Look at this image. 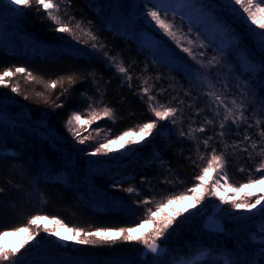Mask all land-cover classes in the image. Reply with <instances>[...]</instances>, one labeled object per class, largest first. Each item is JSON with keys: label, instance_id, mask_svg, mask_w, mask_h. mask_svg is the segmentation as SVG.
I'll return each mask as SVG.
<instances>
[{"label": "trees", "instance_id": "1", "mask_svg": "<svg viewBox=\"0 0 264 264\" xmlns=\"http://www.w3.org/2000/svg\"><path fill=\"white\" fill-rule=\"evenodd\" d=\"M3 1L0 17L10 16L19 31L0 36V72L15 71L16 67L26 72L7 78V87L0 85V112L16 125L0 135V231L26 225L36 214L58 217L67 225L85 229L135 226L145 218L147 208L155 210L156 203L168 195L198 184L195 177L213 149L217 155L225 154L224 170L232 184L238 187L247 184L249 176L259 178L261 172L256 168L264 140L255 131L250 113L253 104L264 101V54L251 46L245 24L226 15L227 10L216 8L222 15V27L230 34L227 48L225 43L212 47L226 55L231 69L248 82L255 95L248 97L244 121L238 125L227 122L230 132L220 128L223 108L217 114L207 92L171 67V62L183 58L182 52L136 23L149 8L155 10L160 0H55L57 14L65 22L73 17L70 24L75 37L54 31L56 26L34 2L13 10ZM164 1L158 5L161 15L171 14L174 1ZM77 22L98 40L92 41L84 31L75 29ZM92 43L102 45L99 52ZM239 52L244 54L246 67L238 61ZM109 57L122 62L127 75L119 73ZM27 72L37 80L27 78ZM68 76L74 77L72 84ZM61 77L65 79L56 88L45 87ZM14 86L18 93L11 91ZM145 87L148 94L143 92ZM148 95L155 100L148 101ZM149 103L177 108L175 124L170 123L172 117L158 121L164 132L136 159L125 164L114 151L89 155L124 131L155 121ZM105 107L112 110L111 118L101 115L90 124L73 121L71 127L79 132L74 138L67 124L71 114L78 112L87 121L93 108L102 113ZM209 120L212 123L206 122ZM199 128L204 131H193ZM190 132L194 138L189 137ZM245 134L251 139L244 141ZM83 137L88 138L85 143H77ZM209 137L205 148L203 141ZM253 141L256 149L250 146ZM129 187L135 191H125ZM144 200L150 203L141 204ZM243 210L224 202L220 213L227 221L222 232L215 234L202 227L205 209L182 211L159 240L168 246L160 258L147 255L142 260L144 247L136 242L117 241L101 247L74 241L63 244L42 230L31 240L33 245L21 249L17 256L20 264H264V216L253 224L244 219Z\"/></svg>", "mask_w": 264, "mask_h": 264}, {"label": "snow or ice", "instance_id": "2", "mask_svg": "<svg viewBox=\"0 0 264 264\" xmlns=\"http://www.w3.org/2000/svg\"><path fill=\"white\" fill-rule=\"evenodd\" d=\"M7 2V0H6ZM35 3L43 8L45 13L47 14L48 19L56 26L54 31L59 33H67L75 37V33L73 30V26H71L70 21L73 17H69V22H65L61 16L57 13L59 11V6L55 2V0H11L13 5L18 7L28 8L32 3ZM70 3V0H69ZM225 9L233 12L239 13L240 10L243 11L247 16V20L251 22L252 25H257L260 29L259 32L256 33L260 39L261 47H264V0H223V5ZM238 6V7H237ZM190 8L196 7V0H192V2L188 5ZM166 12V11H165ZM147 16L151 18L159 29L162 32L173 39L176 43V46L181 48V51L185 52L193 61L200 65L201 68H207L209 72L212 68L216 66V58H211L207 65L203 62V59L197 60V55L203 57V53H194L190 47H184L181 44V39H178V32L174 31V25L172 22L167 20V16H161V12L159 6H155L154 8H149L147 10ZM75 29H80L84 31V35L88 36L92 41H97L98 37H96L91 31H87L81 29L80 22L75 24ZM249 28L252 32H256L255 29H251V25ZM80 42L79 40L77 41ZM192 40H188V44H192ZM91 47L99 52L100 47L97 46L96 43H92ZM203 47V45H201ZM110 62L115 64V67L119 73L127 75V69L123 66L122 62H115L114 57L108 58ZM26 69L23 67H16L15 71L11 68H8L2 72H0V85L5 87L8 86L9 77L14 76L16 73H25ZM27 78L31 80H37V77L34 76L31 72H27ZM65 78L61 77L58 80H51L50 84H46L45 87L56 88L58 84H62ZM128 79L131 80V76H128ZM68 83L72 84L74 82L73 76L67 77ZM147 83V80L144 81ZM11 91L13 93H18V87H12ZM145 94H148L149 88L145 87L143 89ZM209 99L214 101L217 107V114H219L218 110L223 108L224 115L223 119L220 123V128L225 131H231L230 127H228L227 122L231 121L232 124H237L238 122L244 121L246 119L243 111H241L243 105L237 104L235 101H231L232 107H229L224 101L220 98L218 94L215 92L209 91L206 93ZM28 97L25 96V99ZM155 100V97L152 95H148V101L152 102ZM61 105H57L60 107ZM92 108V106H89ZM149 109L156 117L155 121H149L143 123L138 127V130L133 128L127 131H124L122 134L115 137V139H109L104 143H101L98 147L95 148L94 152H90L89 155H106L108 151H111L110 145L113 143H120L121 147L125 145L137 144L145 137L151 135L154 129L158 127V121H164L169 119L177 113L178 109L175 107H168L164 104H159L158 106L153 103L148 104ZM112 117V110L105 107L103 112H97L94 108L89 114L87 121L82 119V116L78 112H74L71 114L67 124L69 125V132H74L71 127L73 121L78 123H91L93 120H97L100 116ZM207 123H212L211 120L206 121ZM171 123L175 124V120H171ZM259 122H257L258 124ZM248 127L251 128L252 125L248 124ZM194 132L204 131L203 128L194 129ZM181 135H185L181 132ZM189 137H192V133L190 132ZM221 137L224 136V131L220 133ZM258 135L264 140V131H260ZM79 136V132H74V138ZM138 138V139H137ZM194 138V137H192ZM87 137L77 139V143L84 144ZM211 137L204 140V146L207 148L208 140ZM251 137L247 134L243 136L244 141L250 140ZM253 149L257 148V143L255 141L250 145ZM245 151L247 149H244ZM258 155L261 156V160L259 165L256 168L257 172H264V149H261ZM226 164L225 154L221 153L219 155L216 154V150H212L211 158L207 160L206 166L201 168L200 174H198L195 179L199 181L198 184L187 188L185 191L180 193H173L168 195L165 199L159 201L155 205V210L152 208H147L145 218L135 226H121V227H97L95 229H85L82 227L70 226L65 224L58 217H50L48 215H40L36 214L31 216L26 225L13 228L9 231H0V238L10 235V234H18L21 232L27 233V237L25 239V244L20 245V248L15 250L8 249L4 246V243L0 241V262H10V264H20L19 256L17 253H20L21 249L25 248L28 241L34 240L35 237L42 230L48 235L55 236L59 241H66L68 237L61 235L59 229H64L68 233L71 234V240L74 241L78 245H91L94 247L101 246H110L115 244L117 241L124 242H136L142 244L144 249L148 253H152L154 256L160 254L163 249L161 245L158 243L159 240L165 237V234L168 232L170 228H172L173 224L177 221V218L183 215V212L174 208V205L180 201L191 199L193 201V205L200 204L201 201L205 198V196H216L220 199L221 203L231 201V207L233 209H244L245 211L251 213L253 210L259 212L260 215L264 216V195L256 196L253 200L250 196L241 197L239 201L236 200L235 197H226L222 194V190L225 188H230L233 192H240L243 190L247 184L255 185L257 183H264V174H262L258 179L249 176L247 184H240L238 187L230 182V179L227 175V172L224 170ZM243 170V169H241ZM215 173V175H213ZM211 181V183H209ZM223 182V183H221ZM2 191V189H0ZM125 191L132 193L135 191L134 188L129 187ZM150 201L144 200L141 201V204H148ZM167 208L169 211L167 213L164 212V209ZM184 211H188L185 209ZM52 220L58 228L49 229L44 227L41 229L40 222L41 221H49ZM182 223V221H181ZM35 226V227H33ZM179 224L177 225V227ZM264 231V230H262ZM112 233L113 235H109ZM264 244V241H262ZM262 255H264V251H262ZM228 264V262H226Z\"/></svg>", "mask_w": 264, "mask_h": 264}, {"label": "rangeland", "instance_id": "3", "mask_svg": "<svg viewBox=\"0 0 264 264\" xmlns=\"http://www.w3.org/2000/svg\"><path fill=\"white\" fill-rule=\"evenodd\" d=\"M174 3L171 4V14H164L161 15L167 16V20L172 22L174 25L173 30L178 32V39H181V44L184 47H190L194 53H203V57L197 55V60L203 59V62L207 65L208 61L215 57L216 58V66L209 70L207 68H201L199 64L193 61L185 52L181 51V48L176 46V43L173 39L165 35L161 29L156 27L155 23L151 21V18L147 15L139 18L136 20V23H139L144 31L147 33H154L158 38H161L164 42H167L172 48L179 49L180 52L183 54V58L179 62H171L174 69L181 71L187 80L197 86L200 90L215 92L220 96V98L227 104L229 107H232L231 101H235L237 104H246L241 109L243 113H246V109L250 106L248 101V97H254L253 93H250V86L247 81L242 80L238 77L236 72L231 69V63L226 57L225 54L217 52L215 48H213L212 44H219L225 43L226 48L229 43V32L225 27H222L223 23L219 21V17H221V13L216 9L217 7L221 8V11H225L223 5V0H196V7L190 8L188 5L192 2V0H173ZM4 5L12 8L13 10H17L20 7L13 5L11 0H4ZM164 0L157 1L158 5H162ZM258 2V0H257ZM238 7V6H237ZM231 17H236L237 20L243 22L245 24L246 30L249 32V38L251 37L250 41L251 46L260 53L264 54V47L260 45V37L256 35L260 29L257 25H252L250 21L245 23L247 20L246 14L240 10L239 13H233L227 10ZM182 21V23L176 20ZM185 23V24H184ZM251 25V29H255L256 32H252L249 28ZM19 31L17 24L13 23L10 16H2L0 17V36L2 35H12V32ZM26 35V34H25ZM28 36V34L26 35ZM25 36V37H26ZM188 40H192L193 43L190 45L188 44ZM165 44V43H164ZM203 45V47H201ZM241 61V66L246 67L247 63L245 62L244 54L239 52L238 61ZM242 96V99L239 97ZM253 112L250 113L252 115V125L255 128V131L259 133L260 131H264V101L256 102L253 104ZM175 120V116L172 117V120ZM257 122H259L257 124ZM171 123V122H170ZM173 125V123H171ZM15 123L11 120L7 115L0 112V135L3 133H7L11 131L15 127ZM164 132L163 128L160 126L157 129L153 130V133L143 140H141L137 144L132 145H125L121 147L120 143H116L112 145L111 151L118 153L119 161H125V164H128L130 161L136 159L140 154L141 151L149 145L151 140L158 135H161ZM138 139V138H137ZM120 165L119 167L124 166ZM118 167V168H119ZM264 174V172L260 173V176ZM215 175V173H213ZM258 176V177H260ZM211 183V181L209 182ZM223 183V182H221ZM222 194L226 197H235L236 200L250 196L251 199H255L256 196L264 195V183H257L255 185H247L243 188L240 192H233L230 188H225L222 190ZM216 196H205V198L201 201L200 204L195 206L193 205V201L191 199L183 200L178 204L174 205V208L180 210L181 212L184 209L190 210L197 209L202 210L205 209L207 214L202 219V224L204 219L207 216H212L217 219L222 228H224V222L227 221L223 218V215L220 213V209L223 203H221L220 199ZM229 205H231V201H228ZM243 217L247 219V221H251L253 224H256L257 221L263 220L260 218L259 212L253 210L251 213L243 210ZM226 216V214H225ZM40 226L47 227L49 229H56L58 227H53L51 222L49 221H41ZM52 226V227H51ZM61 235L68 237L66 241H59L57 237L56 240L65 244L69 243L71 240V234L65 231L64 229H59ZM109 235H113L109 233ZM26 234L24 232L18 234H10L0 238V241L4 243V246L8 249L15 250L20 248V245L25 244ZM159 244L166 245V243L158 241ZM28 245L31 244V241H28ZM32 247V246H31ZM168 247V246H167Z\"/></svg>", "mask_w": 264, "mask_h": 264}, {"label": "water", "instance_id": "4", "mask_svg": "<svg viewBox=\"0 0 264 264\" xmlns=\"http://www.w3.org/2000/svg\"><path fill=\"white\" fill-rule=\"evenodd\" d=\"M202 227L205 231L210 232V233L215 234V233H221L222 232L221 223L212 216H207L204 219ZM160 245H161V248L163 249V251L160 254L154 256L152 253H148L145 249H143L141 259L144 260L147 255L153 256L155 258L163 257L167 253L168 247L166 245H163V244H160Z\"/></svg>", "mask_w": 264, "mask_h": 264}, {"label": "bare ground", "instance_id": "5", "mask_svg": "<svg viewBox=\"0 0 264 264\" xmlns=\"http://www.w3.org/2000/svg\"><path fill=\"white\" fill-rule=\"evenodd\" d=\"M23 36V38L25 37L24 35H22Z\"/></svg>", "mask_w": 264, "mask_h": 264}]
</instances>
